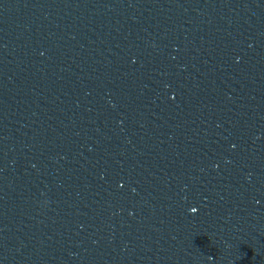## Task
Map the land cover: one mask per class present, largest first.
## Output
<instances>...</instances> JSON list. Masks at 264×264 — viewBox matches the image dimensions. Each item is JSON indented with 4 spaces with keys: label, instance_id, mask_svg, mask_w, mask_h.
<instances>
[{
    "label": "clouds",
    "instance_id": "9594fccd",
    "mask_svg": "<svg viewBox=\"0 0 264 264\" xmlns=\"http://www.w3.org/2000/svg\"><path fill=\"white\" fill-rule=\"evenodd\" d=\"M193 210L195 211V209H192V211H193ZM194 211H193V212H194Z\"/></svg>",
    "mask_w": 264,
    "mask_h": 264
}]
</instances>
